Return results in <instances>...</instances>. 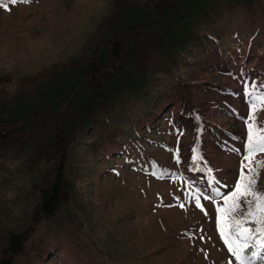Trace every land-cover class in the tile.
Returning <instances> with one entry per match:
<instances>
[{"label":"rangeland","instance_id":"rangeland-1","mask_svg":"<svg viewBox=\"0 0 264 264\" xmlns=\"http://www.w3.org/2000/svg\"><path fill=\"white\" fill-rule=\"evenodd\" d=\"M111 36L122 55L107 72ZM252 84L264 91V0H8L0 257L7 234L27 229L12 264H237L216 206L201 199V211L189 193L233 190ZM61 130L66 191L44 218ZM256 179L264 192V167Z\"/></svg>","mask_w":264,"mask_h":264},{"label":"snow or ice","instance_id":"snow-or-ice-1","mask_svg":"<svg viewBox=\"0 0 264 264\" xmlns=\"http://www.w3.org/2000/svg\"><path fill=\"white\" fill-rule=\"evenodd\" d=\"M11 3H16V0H11ZM7 6L8 0H0V7L7 9ZM257 87L255 84L246 85L244 90L249 101V114L245 120V154L241 159L240 171L233 190L221 197L219 189L210 182V194L189 193L196 208L201 211H205L201 199L216 206L219 235L237 264H252L258 256L260 264H264V192L257 189L256 179L260 169L264 167V161L256 159L257 154L264 153V128L258 127L256 123V113L264 107V91L258 93ZM192 151V160L195 163L199 157L195 148ZM155 174L154 172L153 175ZM218 198H222L223 206L216 205ZM180 206L184 207L183 204ZM242 208L245 209L243 214L237 217L236 213Z\"/></svg>","mask_w":264,"mask_h":264},{"label":"trees","instance_id":"trees-1","mask_svg":"<svg viewBox=\"0 0 264 264\" xmlns=\"http://www.w3.org/2000/svg\"><path fill=\"white\" fill-rule=\"evenodd\" d=\"M120 42L119 40L115 39L114 36L110 38V45H109V53L111 54V60H105L106 63L110 65L107 66V72H110V66L112 65L114 68L117 65L119 56L122 55V51L119 50ZM122 50V49H121ZM10 130L0 129V150H4V145L1 144L2 140L5 137H8V133ZM10 136V135H9ZM63 131H59L56 133L55 137L50 139L49 145H53V149L55 151L54 159L47 165H53L57 162V166L55 167V173L53 174L52 180H47L45 184L40 187V201L37 205V213L36 216H42L44 218H48L53 214V212L59 208L60 203H62L65 191H66V183L64 181L63 171H65L61 166V160H63V146L62 142L63 139ZM7 149V148H6ZM61 152H60V151ZM60 153V154H59ZM58 154L61 155V158H58ZM46 166V165H45ZM30 230L23 229L20 231L9 232L7 234V241L8 246L6 245L5 249L2 252L0 257V264H12L13 258L16 254L20 253L24 249V245L28 238V233Z\"/></svg>","mask_w":264,"mask_h":264}]
</instances>
